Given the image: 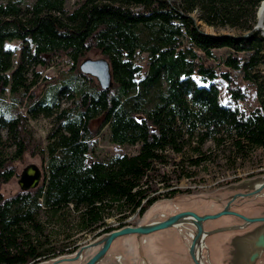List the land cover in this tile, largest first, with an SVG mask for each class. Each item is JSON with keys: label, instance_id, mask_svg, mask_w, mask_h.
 Here are the masks:
<instances>
[{"label": "trees", "instance_id": "1", "mask_svg": "<svg viewBox=\"0 0 264 264\" xmlns=\"http://www.w3.org/2000/svg\"><path fill=\"white\" fill-rule=\"evenodd\" d=\"M73 1L71 10L68 0L0 4V189L26 155L40 160L42 172L36 189L0 195V264L70 255L83 236L142 217L182 192L157 194L168 182L158 167H199L209 160L201 151L207 141L229 143L240 158L264 150V37L241 38L264 0ZM202 25L232 36L202 35ZM15 41L19 49L6 46ZM221 49L228 55L217 59ZM89 54L109 63L112 88L80 73ZM63 61L71 67L57 77L37 70ZM248 87L258 104L250 112L242 107ZM39 120L49 124L44 139L32 128ZM105 128L111 143L137 153L95 160ZM172 155L184 158L174 163ZM114 217L117 228L106 225Z\"/></svg>", "mask_w": 264, "mask_h": 264}, {"label": "water", "instance_id": "2", "mask_svg": "<svg viewBox=\"0 0 264 264\" xmlns=\"http://www.w3.org/2000/svg\"><path fill=\"white\" fill-rule=\"evenodd\" d=\"M186 18L198 25L192 16ZM230 32L219 36L201 34L223 39L231 37ZM252 32H260L264 37V27L255 25L241 38ZM79 71L96 80L102 90L113 86L110 65L103 58H86L80 63ZM41 179L42 172L38 167H27L18 181L20 191L36 189ZM164 203L161 205L167 206L166 213L163 210L156 212L160 204L156 202L142 216L144 223L102 234L73 254L39 264H100L111 247L124 240L137 245L139 257L148 264L142 246L148 238L162 232L170 233L176 248L181 247L177 251L166 250L173 256L170 264H264V175L231 184L211 195L194 196L186 204ZM226 220L233 223L227 224ZM121 248L115 258L116 264L129 263L130 257L120 253ZM91 251L94 253L88 257Z\"/></svg>", "mask_w": 264, "mask_h": 264}, {"label": "rangeland", "instance_id": "3", "mask_svg": "<svg viewBox=\"0 0 264 264\" xmlns=\"http://www.w3.org/2000/svg\"><path fill=\"white\" fill-rule=\"evenodd\" d=\"M8 1H19V0H0V4H4ZM34 0H23L25 5H30ZM68 9H73L74 1L68 0ZM257 16V15H256ZM196 19V18H195ZM197 20V19H196ZM199 25L200 22H197ZM257 24V23H256ZM204 32L213 35H223L228 33L227 30H218L214 31L204 25H202ZM7 47L17 48L21 47V44L17 41L6 44ZM217 59L221 57H226L228 51L221 49L213 52ZM242 57H246L241 55ZM99 54H89L87 59L97 60L100 59ZM137 63L143 69L147 63L145 55H138ZM218 60L212 65H217ZM71 64L68 61H63L59 66L50 68L48 70L37 69L41 72L42 77L45 79L54 78L59 75L60 72L67 73L70 69ZM260 71L264 73V64L260 67ZM42 88L37 90V94L41 92ZM63 105H66L64 103ZM257 101L255 99L253 90L248 87L247 89V100L242 107L247 111H252L257 107ZM101 120L93 121L91 128L93 130L99 127ZM32 128L35 132L36 137L44 139L47 131L49 129L48 121L39 120L35 123H32ZM138 147L130 146H119L111 143L108 129L105 128L101 131L100 135L97 138V147L96 152L93 158L95 160L103 161L113 156H122V155H134L137 153ZM201 151L209 157V160L202 163L199 167L194 168L190 167L189 163L186 162L183 166V172H180V169H175L176 166L172 164L165 167H158V174L165 175L168 179L166 186L159 184V192L157 194L165 195L171 191L180 190L182 192L175 194L174 196L162 197L157 203H160L157 207L156 212L163 210H168L166 205H161L162 202L167 203H177L186 204L194 196H206L211 195L217 192L218 190L225 188L231 184H236L242 180L252 178L259 175H264V150L257 149L252 151L247 157L240 158L236 157L234 152L229 149V143L218 147L213 141H207L205 145L201 148ZM187 157L195 158L191 153H185ZM172 162H180L184 157L172 155ZM36 166L41 170V163L38 158H32L29 155H26L22 162L16 164L17 167V176L12 179L8 184L4 185L0 189V195L5 198H8L16 194L19 189L18 181L20 179L21 173L29 166ZM175 171V172H173ZM164 203V204H165ZM169 206V205H168ZM196 206V205H195ZM144 223L143 217H128L124 220L126 226H137L138 224ZM224 223V221H223ZM227 224L233 223L232 220H226ZM106 225L110 227L117 228L120 225L118 217L108 218L106 220ZM97 237H94L91 234L83 236L81 241L78 242L79 247L85 244H88L94 241ZM121 244V245H119ZM122 247V248H121ZM122 249L120 253H124L125 256H129L130 260L128 262H122V264H144L143 260L139 257L138 247L130 240H124L122 242L115 243L105 260L100 264H116L115 258L118 256V251ZM181 247L176 248L174 245L172 235L167 232H162L160 234L154 235L147 239L146 243L142 246V251L144 258L148 264H170L173 256L168 254L166 250L175 249L179 250ZM94 252L91 251L88 255L91 256ZM82 262H77L75 264H81Z\"/></svg>", "mask_w": 264, "mask_h": 264}, {"label": "bare ground", "instance_id": "4", "mask_svg": "<svg viewBox=\"0 0 264 264\" xmlns=\"http://www.w3.org/2000/svg\"><path fill=\"white\" fill-rule=\"evenodd\" d=\"M260 28L264 27V1L260 4L257 11V24Z\"/></svg>", "mask_w": 264, "mask_h": 264}, {"label": "flooded vegetation", "instance_id": "5", "mask_svg": "<svg viewBox=\"0 0 264 264\" xmlns=\"http://www.w3.org/2000/svg\"><path fill=\"white\" fill-rule=\"evenodd\" d=\"M112 228H115V227H112ZM116 230V229H115ZM73 254V253H72ZM53 260V259H52Z\"/></svg>", "mask_w": 264, "mask_h": 264}]
</instances>
